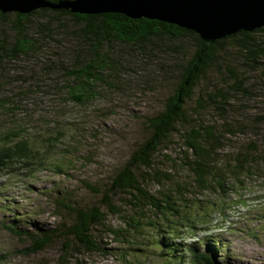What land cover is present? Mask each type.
I'll return each instance as SVG.
<instances>
[{"label":"rangeland","instance_id":"374dc122","mask_svg":"<svg viewBox=\"0 0 264 264\" xmlns=\"http://www.w3.org/2000/svg\"><path fill=\"white\" fill-rule=\"evenodd\" d=\"M30 38L37 43L35 57L0 61V149L20 151L0 164V264H136L130 246L123 238L105 233L101 224L94 232L105 248L89 250L70 233L67 225L75 217L68 212H64L62 230L38 251L33 244L38 236L33 233L38 227L62 223L55 197L69 191L76 205L98 211L102 206L108 223L122 229L123 236H143L146 242L161 246L162 234L152 225L155 218L133 231L129 223L125 225L126 214L112 212L86 181L107 185L149 136L148 116L180 77L172 63L175 54L164 52L174 43L156 41L147 50L112 43L114 62L124 64L95 84L99 100L78 105L69 100L73 79L62 65L78 67L74 62L80 49L75 46L80 40L70 38L75 42L61 47L35 35ZM183 50L192 53L190 46ZM52 67L59 69L52 71ZM219 77L212 72L208 86L217 85ZM256 78L251 93L230 100L220 111L209 109L204 117L222 138L212 165L219 178L209 179L211 188L197 184L194 173L184 170L186 153L180 136L162 147L149 169L158 171L161 179L150 182L153 193L161 194L169 187L187 195L185 219L180 223L190 226H179L183 234L177 238L178 252L185 257L175 264H197L195 249H204L209 239L218 243L220 260L226 252L231 264H264V77ZM114 203L122 207L121 200ZM145 262L159 264V259Z\"/></svg>","mask_w":264,"mask_h":264},{"label":"trees","instance_id":"16d2710c","mask_svg":"<svg viewBox=\"0 0 264 264\" xmlns=\"http://www.w3.org/2000/svg\"><path fill=\"white\" fill-rule=\"evenodd\" d=\"M0 25H3L0 27V61H14L30 54L35 57L37 43L30 38L33 35L45 42H56L55 45L61 47L75 42L70 38L80 40L75 46L80 49L74 62V66L78 67L73 69L62 65V70L73 79L68 89L69 100L78 105L99 100L96 99L95 84L104 81L119 65L124 64L114 62L112 43L135 44L145 50L154 47L156 41L174 43L163 50L175 54L172 63L175 68L178 67L180 77L170 93L160 100L158 108L148 116L149 136L138 144L126 164L107 185L99 187L86 181L91 191L102 195V201L108 203L112 212L126 214L123 216L125 225L129 223L133 231L142 229L155 218L152 225L158 229V234H162L161 246L146 242L143 236L128 233L123 236L122 229L108 223L102 206L98 211L76 205L77 201L69 191L55 197V211L63 219L62 223L58 221L52 228L38 227L33 233L38 236L33 244L36 251L44 248L51 237L62 230L64 212H68L75 217L74 222L67 225L70 233L89 250L101 251L105 248L103 239L94 232V227L101 224L105 233L112 234L113 239L123 238L121 241L132 249L130 256L137 258L136 264H146V259L154 257L159 259V264H175L183 260L185 254L178 252L181 243L177 238L183 234L179 226H190L180 223L184 218L183 207L187 195L169 187L161 194L153 193L150 182L161 179L158 171L151 173L149 169L155 165V157L161 152L162 143L180 136L186 153L184 170L194 173L197 184L211 188L209 179L219 178L213 173L212 165L222 138L215 125L205 121L204 117L209 109L220 111L230 100L251 93L256 77H264V27L254 31L240 30L222 39L207 41L195 30L157 19L132 18L114 12L80 14L52 8L37 9L29 14L4 13L0 10ZM189 46L192 47L191 54L183 50ZM87 49L88 53H83ZM156 57L150 56L151 59ZM58 69L52 67V71ZM212 72L220 75L219 83L208 86V76ZM18 155L20 151L15 148L0 149V164ZM170 180L166 178L167 182ZM117 200H121L122 207L114 203ZM162 223L165 224L163 228ZM155 247L164 250L163 253L149 250ZM210 250L220 258L218 243L209 239L204 249H195L194 261L197 264H218Z\"/></svg>","mask_w":264,"mask_h":264},{"label":"water","instance_id":"95a60500","mask_svg":"<svg viewBox=\"0 0 264 264\" xmlns=\"http://www.w3.org/2000/svg\"><path fill=\"white\" fill-rule=\"evenodd\" d=\"M39 7L157 19L195 30L207 41L264 27V0H61L57 4L43 0H0L3 11L30 13Z\"/></svg>","mask_w":264,"mask_h":264},{"label":"bare ground","instance_id":"6f19581e","mask_svg":"<svg viewBox=\"0 0 264 264\" xmlns=\"http://www.w3.org/2000/svg\"><path fill=\"white\" fill-rule=\"evenodd\" d=\"M40 1H42V0H40ZM44 1V0H43ZM59 1H61V0H59ZM59 1H48L49 3H52V4H57V3H59ZM71 1V0H70ZM42 8H52V9H55V8H53V7H39V8H37V9H42ZM37 9H35V10H37ZM62 9V8H61ZM64 9V8H63ZM0 10L1 11H3V9L2 8H0ZM35 10H33V11H35ZM57 10H60V9H57ZM66 10H69V9H66ZM33 11H31L30 13H32ZM4 13H23V14H29V13H24V12H21V11H19V10H9V11H3ZM73 12V11H72ZM75 13V12H74ZM80 14H82V13H80ZM101 14V13H100ZM168 143H169V141H166V142H163L162 143V146H163V148H166L165 147V145L167 144L168 145ZM183 146H182V149L183 150H185V147H184V143L182 144ZM166 216V218H168V216L167 215H165ZM157 245H158V243H156ZM210 252L212 253V255L214 256V258L217 260V261H223V262H225V264H231L230 263V261H229V259H228V257H227V255H226V252H223V256H224V260H220L219 258H218V256L213 252V251H211L210 250Z\"/></svg>","mask_w":264,"mask_h":264}]
</instances>
